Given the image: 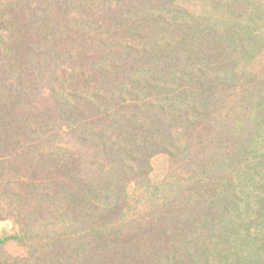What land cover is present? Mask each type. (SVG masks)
<instances>
[{
  "label": "trees",
  "instance_id": "1",
  "mask_svg": "<svg viewBox=\"0 0 264 264\" xmlns=\"http://www.w3.org/2000/svg\"><path fill=\"white\" fill-rule=\"evenodd\" d=\"M0 220V264H264V0H0Z\"/></svg>",
  "mask_w": 264,
  "mask_h": 264
},
{
  "label": "rangeland",
  "instance_id": "2",
  "mask_svg": "<svg viewBox=\"0 0 264 264\" xmlns=\"http://www.w3.org/2000/svg\"><path fill=\"white\" fill-rule=\"evenodd\" d=\"M169 169H170V160L168 159V157L159 155L153 159V173H152L153 178L155 179L163 178ZM13 230H14V225L11 221L0 220V236L5 231H13ZM7 248L13 253L19 252L18 246L14 243H9L7 245Z\"/></svg>",
  "mask_w": 264,
  "mask_h": 264
}]
</instances>
